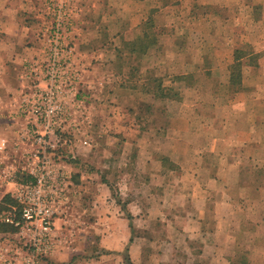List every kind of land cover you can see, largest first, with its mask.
Here are the masks:
<instances>
[{
  "label": "crops",
  "instance_id": "obj_1",
  "mask_svg": "<svg viewBox=\"0 0 264 264\" xmlns=\"http://www.w3.org/2000/svg\"><path fill=\"white\" fill-rule=\"evenodd\" d=\"M158 1L161 0H126L121 10L113 6L112 0H92L90 10L81 9L76 51L87 70L80 98L85 99V93L94 99L89 102L93 110L88 113L94 117L91 125L82 123L81 133L59 157L75 183L74 204L82 205L84 197L88 200L90 196L97 211L104 206L111 209L110 215L100 216L93 225L100 231L101 251L95 252H105L96 258L109 255L113 264H264V184L259 177L264 170L247 168L260 150L256 134L247 138L241 128L237 137L208 136L205 131L212 130V125L216 126L215 133L224 130L225 123L204 125L195 111L201 105L188 104L186 92L180 104L163 101L157 108V100L138 98L141 88L136 89L137 84L134 89L129 87L126 73L116 77L106 67L108 50L114 53L116 47L120 49L118 43L114 44L116 40L124 37V41H130L127 38L134 33L142 38L151 33L144 24L147 26V21L157 15L163 16L165 28L154 27L158 33L156 42L142 56L146 63V57L151 60L163 56L159 49H164L165 57L152 61L154 77L159 78L162 66L172 83L167 87L176 85L172 73L178 61L176 54L170 53L178 44L176 26L169 22L173 8H163ZM49 2L0 0V139L8 142L7 151L0 152V202L14 188L12 181H4L3 169L12 168L14 182L29 179L21 169L23 155L29 151L25 133L34 122L31 126L28 118L21 115L20 101L34 84L28 78V66L39 56L41 32L51 21ZM97 28L101 34L93 36ZM181 64L189 65L188 60ZM162 78L164 83L166 78ZM119 79L123 81H116ZM140 82L144 96L153 94L161 101L168 100L165 83L153 89L145 75ZM136 97L137 109L132 105ZM101 101L115 104L102 109ZM143 101L152 106H145ZM147 110H151L152 118ZM158 111L162 114L155 115ZM98 115H103V123L95 121ZM71 155L80 160L79 165L70 163ZM110 165L116 169L112 173L117 175L116 184L110 181ZM249 180L251 184L244 182ZM112 187L120 193L121 204L113 196ZM151 225L152 233L148 234ZM157 227L161 233L155 231ZM8 235L14 234L0 233V253L1 247L14 248V244H8ZM68 250L57 249L51 257L63 256Z\"/></svg>",
  "mask_w": 264,
  "mask_h": 264
},
{
  "label": "rangeland",
  "instance_id": "obj_2",
  "mask_svg": "<svg viewBox=\"0 0 264 264\" xmlns=\"http://www.w3.org/2000/svg\"><path fill=\"white\" fill-rule=\"evenodd\" d=\"M74 1L82 9L90 10V2L92 0ZM104 2L106 3V1ZM158 2L163 8L166 5H171L173 8L171 10L174 15L173 18L169 19V22L173 21L171 24L176 26V41L178 44L176 46L177 49L170 53L173 55L174 52L176 54V62L178 61L172 73L175 75L176 85L171 89L167 87L172 83L171 79L165 75L166 71L162 66L158 69L159 78L154 77L156 76V71L152 68L153 62H159L162 57H165L164 49H159L160 54L163 56H156L151 58V60L146 57L148 63L147 61L145 63V56L140 55V51L137 54H131V48L128 47V44L134 45L138 43L140 45V40L144 39V36L139 38L138 33L129 35L127 40L131 39L130 41L126 42L124 37H122L114 42V44H119L115 45L120 46V49L116 47L114 53L110 52L112 49L108 50L109 53H106V55L109 61L106 63V67L116 77L123 76L126 73V76L130 78L129 87L134 89L133 87L137 84L138 87L136 89L141 88L138 98L149 102L150 100H157L159 104L157 108L162 107L163 101L168 104L172 103L171 101H174L173 104L175 105L180 104L179 101L182 99V94L184 95V92H186L188 104L201 105L198 109L195 107V111L204 125L209 122H211V125L215 122L217 124L218 122L225 123L224 130L220 132L214 131L215 133L212 132L213 129L216 130V126L212 125V130L208 129L205 131L208 136L213 135L215 139L222 135L226 138L237 137L241 128L244 129V132H247V138L251 133L256 134L258 140H260V150L257 158L248 162L247 168L252 167L253 170H264V0H161ZM100 3L104 4L102 1ZM112 4L116 9L122 10L124 5H126V0H112ZM103 7L105 8L106 4ZM168 10L170 11V9ZM157 17L153 20L149 19L147 26L144 24V29L146 27V30L151 32L150 34L156 36L158 33L155 32L154 27L157 25L165 28L164 24L167 23L166 19H161L163 16L159 17L157 15ZM138 19L135 20V23L138 22ZM98 24L100 25V22ZM99 30L98 28L95 29L96 33H93V36L100 35L101 31ZM116 31L117 28H114L115 33ZM159 36L161 35L159 34ZM78 38L79 35L75 37L74 41L76 50ZM138 45V50H140ZM237 49L247 52L244 59H242L246 66L244 64L241 90L232 89L229 82L230 66L235 63V51ZM166 54L170 56L169 53ZM187 60L189 65L182 66L181 63ZM109 62H111V65ZM105 71L107 69L104 70V73ZM184 73H187V75ZM142 75L146 76L147 82L149 81L148 84L153 89L157 88V86L159 87V84L161 86L165 83L166 87L164 90H167L166 93L169 94L168 100L162 99L161 101V98L159 100L153 94L144 96L141 91L143 83L140 82ZM162 77L166 78L164 83ZM149 79L153 81L150 82ZM116 81H123V79ZM117 84L121 83L117 82ZM30 90L23 94L22 100L26 93H30ZM194 91H198V94L191 93ZM84 97L85 102H88V108L93 110L89 102L92 103L94 99L85 93ZM138 98L132 99V105H134L133 108L135 109L138 106ZM143 102L145 106H152L151 103L146 104L145 101ZM96 103H99V101H96ZM100 103L102 109H104L103 106L107 107V105L113 104H108L107 101H101ZM147 111L149 118H152L151 110ZM175 112L178 113L179 110ZM156 114L162 113L158 111ZM97 119L95 120L94 118L95 121H98V124L103 123V115H98ZM115 155H117V152H115ZM81 165L83 168L85 167L84 163ZM109 167L111 168L109 169L111 171L110 181L116 184L117 175L112 174L113 172L115 173L114 170L116 169L113 165ZM73 173L78 174L77 171ZM259 177L262 180L261 183L264 184V172ZM244 182L246 184L252 183L251 180ZM116 188L118 189L119 187L116 186ZM88 197V200L84 197L86 201L82 205H75L72 199L67 215L56 221V244H59L57 249L69 248L63 256L50 257L51 260L58 262V264H67L76 256H81V259L76 260L75 264H113L112 259L110 260V257H108L109 255L96 258L97 256L91 253L94 247L98 248V239L100 238V231L97 230L98 227L93 225V223L98 222L100 216L110 215L111 209L109 208L108 211L106 206H104L97 211V209L92 207L91 197ZM111 207L114 208V204ZM67 217L70 218L69 221L66 219ZM148 227L150 229H148L147 233H152L153 226ZM156 229L155 231L160 230L159 227ZM8 236V244H14V248L23 250L24 243L18 236Z\"/></svg>",
  "mask_w": 264,
  "mask_h": 264
},
{
  "label": "built area",
  "instance_id": "obj_3",
  "mask_svg": "<svg viewBox=\"0 0 264 264\" xmlns=\"http://www.w3.org/2000/svg\"><path fill=\"white\" fill-rule=\"evenodd\" d=\"M81 9L74 0H50L51 21L41 32L39 56L28 66L34 84L20 103V113L34 122L25 133L29 151L21 169L29 179L14 182L10 166L1 172L4 181L14 184L9 194L21 206L19 214L13 208L3 213L2 220L18 229L15 235L26 250L1 247V264H45L59 245L56 221L67 215L72 204L75 183L59 157L81 133L82 123H92L87 103L80 98L87 68L74 42ZM7 148V140L0 139V152Z\"/></svg>",
  "mask_w": 264,
  "mask_h": 264
},
{
  "label": "trees",
  "instance_id": "obj_4",
  "mask_svg": "<svg viewBox=\"0 0 264 264\" xmlns=\"http://www.w3.org/2000/svg\"><path fill=\"white\" fill-rule=\"evenodd\" d=\"M156 42V38L154 34H150V33H146V35L144 36V39L140 40L139 44L136 43L133 45V47L131 48L130 52L131 54H137L138 51H140V55H144L146 54V52L148 51L149 47H151L152 45H154ZM139 49L138 50V47ZM247 54V52H244L243 50H236L235 51V63L232 64L230 66V86L232 89L234 90H241L242 89V77H243V61L242 59H244V56ZM66 152L65 150H63L60 154V156H63L64 153ZM70 163L74 164V165H79L80 164V160L78 159H72L70 158ZM79 176V174H78ZM22 182V181H21ZM112 192H113V196L116 198L118 204H121V198H120V193L116 192L115 190H113V187L111 188ZM13 208H16V212L17 214H19V212L21 211V206L20 204L13 199L10 195H5L2 199V201L0 202V233H4V234H16L18 232V229L13 226V225H9L5 222H3L2 220V215L4 212H8L13 210ZM99 252L101 251L98 248H93L92 250V255H96L97 257H100L102 254L104 255L105 252H101L99 255L96 254V250ZM81 259V256H76L73 257L71 259V261L67 264H75L77 261ZM128 261V260H127ZM45 264H58V262L51 260V258H45L44 259ZM63 264V263H62Z\"/></svg>",
  "mask_w": 264,
  "mask_h": 264
}]
</instances>
